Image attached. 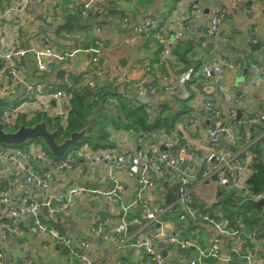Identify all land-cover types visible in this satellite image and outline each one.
Instances as JSON below:
<instances>
[{
    "label": "built area",
    "instance_id": "1",
    "mask_svg": "<svg viewBox=\"0 0 264 264\" xmlns=\"http://www.w3.org/2000/svg\"><path fill=\"white\" fill-rule=\"evenodd\" d=\"M207 1L208 22L201 32H197L194 28V21L205 13V8L202 4L194 2L185 10L183 22L176 29H173V21H169L167 16L159 23L150 17L144 18L136 25L124 20L128 36L125 39L116 37L115 42L108 47L110 52H117L116 49L119 47L129 46L139 38L147 39L150 36L155 37L162 47L157 62L144 64L141 67L142 71L138 72L139 76H133L128 81V87L118 89L122 99L133 100L143 107L151 123H154L161 113L163 102L159 97L173 98L178 93L170 74H163L162 68L165 66V69H169V61H173V46L179 42H186L191 37L196 42V46L191 51L193 54L210 51L211 56L208 62L187 73L191 78L201 82L212 81L214 91L219 89L225 70L236 71L244 66L252 79L264 78V62L260 64L235 62L229 57L234 52L231 51L228 54L220 50L221 44L227 43L222 37L221 26L245 0ZM41 2L42 0H11L9 8L0 10V100L3 101L0 103V122L9 130L14 128L21 119L30 121L39 113H44L52 119L60 118V125L66 128L71 111V94L68 90L72 88V85L65 76L60 82L64 86L63 90L54 92L45 90L38 76L47 73L50 68L61 67L67 62L75 61L80 55H86L90 65L89 73L85 76L87 86L94 89L97 82L107 78L106 66L103 63L106 51V30L103 27H94L92 30L94 41L89 47L59 52L42 35L29 36L28 45L23 47L26 39L21 31L22 15ZM260 4L264 6V0H260ZM78 10L82 16H86L89 12L100 14L103 10L102 0H82L81 5L75 8V12ZM62 14L61 8L53 4L47 19L54 25H58ZM2 29L7 32L6 36L2 35ZM213 93L203 97L199 104L201 113L214 123L219 122L218 125L207 128L205 135L212 147H217L223 138L227 139L228 145L220 157L211 154L207 158L206 171L201 175L197 173L181 177L177 189L179 201L166 207H153L147 196V192L154 187L153 175L166 172L171 180H175L179 166L193 159L192 141L173 151L179 141L175 133L161 135L164 151L159 150L154 143H148L136 155L114 149L93 152L90 146L84 143L79 148L63 154L58 161H52L48 152L35 142L29 143L23 150L16 148L18 146L0 144V166L5 167L3 176H0V184L4 182L8 185V190L0 188V208H2L0 211V264H6L2 248L6 246L13 233L10 221L19 222L26 217H30L28 232L31 235L48 234L59 245L68 248V256L71 258L78 257L83 264H98L89 258L92 248L89 243L72 239L68 234L59 235L40 219L41 211L45 210L50 214L65 211L71 206L74 198L85 193L96 194L105 202L115 206L119 211V222L123 229L130 225L136 227L135 237L138 236V238L132 246L143 249L146 255V258L141 259L138 264H164L162 254L156 249L160 243L184 252L196 248L191 240L183 239L182 226L173 232L166 230L163 218L171 213L177 204L186 208L185 212L179 214V222H186L189 219L206 223L214 226L219 234L248 241L250 250L244 257L246 263H258L261 259L260 245L263 239L258 238L255 231L245 233L237 229L230 232L225 229L223 221L215 222L207 214L191 206L193 189L188 188L189 182L197 186L201 181H208L217 175V184L220 187L228 189L241 187V182L250 172L249 161L237 162L238 155L245 150L234 154L229 147L235 146L239 140L240 127L244 125L261 127V122L264 121V106L259 112L246 111L242 115L237 112V108H229L224 112L217 107ZM242 104L243 96L235 97V107ZM226 119L230 121L227 122ZM190 124L191 128L196 127L194 121H190ZM262 132L261 137L264 135V131ZM81 161L89 164L104 163L107 168L106 180L112 185L110 190L89 191L84 188H70L62 193L48 194L50 179L73 171L77 163ZM213 163L215 165H212ZM119 173L137 184V190L130 201L122 198L123 189L118 179ZM11 192L20 193V198L14 201L11 198ZM260 199H264V194L251 197L253 201ZM137 207L143 209L142 218L133 215ZM95 224L97 227L93 228V233L97 235L102 232L107 222L96 219ZM141 235L143 237L139 238ZM113 242L119 248L127 243L115 238ZM20 252L19 264H31L28 249L21 247ZM210 260L215 261L213 264L229 263V258L222 256L219 237L213 238L209 247L197 248V255L189 258L187 264H211Z\"/></svg>",
    "mask_w": 264,
    "mask_h": 264
},
{
    "label": "crops",
    "instance_id": "2",
    "mask_svg": "<svg viewBox=\"0 0 264 264\" xmlns=\"http://www.w3.org/2000/svg\"><path fill=\"white\" fill-rule=\"evenodd\" d=\"M10 1L0 0V10L3 11L9 8L11 5ZM63 1L65 0H42L39 5L31 7L23 13V26L21 31L26 39L23 47L28 45L29 36L32 35H42L44 38H47L50 44L59 52L91 46L92 43L85 39L89 38L94 41L92 31L88 35H64V39L57 38L55 35V31L63 22L64 10L61 7ZM194 2L202 4L205 8V13L194 21V28L197 32H201L208 22L207 0H102V11L107 9L106 12H108L110 7L113 9L118 7L119 10L126 13L124 19L132 25L139 24L147 17L159 23L167 16L169 21H173V29H176L183 22L185 10ZM81 3L82 0H70V11L75 12V8L80 6ZM53 4L60 7L63 12L58 25H54L47 19ZM103 22L105 23L103 28L106 30V51L103 60L107 74L105 80L110 81L111 79H116L118 76H122V79L128 82L133 76H139L138 72L142 71L141 67L144 64L152 63L154 55L156 54V43L149 39L139 38L132 47L129 46L123 49L126 46H122L116 49L118 52H110L108 47L115 42L116 37L125 39L128 34L120 30L123 24H120L116 18L104 17ZM6 34L5 29H2V35L6 36ZM221 34L227 43L225 45L221 44L220 50L228 54L231 51L234 52L229 55L231 60H242L239 62L247 64V62H250V57H252L258 61H264V6L260 4V0H245L222 24ZM75 39H79L82 42L85 40V44L82 43V45L76 46L72 42ZM248 43L258 44L260 51L251 52ZM210 56V51L195 55L194 60L199 63L196 66L200 67L204 62H208ZM170 62L172 63V61ZM60 68L66 70L67 73L83 75L85 78L90 69L89 58L86 55H80L75 61L67 62L61 65ZM109 72H111V76ZM113 72L117 76L113 75ZM163 74H170L178 91L174 96L175 100L174 97L160 96L159 99L162 100L163 105L168 104L177 112L180 109L181 102H185L186 108L189 109L187 114H183L179 118L180 121L176 123L172 133H175L178 137L180 136L179 139L184 141L185 145L190 141L193 142V146L191 147L193 159L188 162L190 167H186L183 171L178 169L175 180H171L166 172L153 175L154 187L147 192V196L155 208L162 207L161 205L165 200L164 196L168 190L175 189L176 193H178L177 189L181 177L183 178L197 173L201 175L206 171L207 158L211 154L220 157L228 145L227 139L223 138L217 147H212L205 135L207 128L214 127L219 123H214L199 111V104L202 98L214 91L212 81L201 82L191 78L187 72L177 73L171 69H165V73L163 72ZM116 82L120 83V79ZM214 92L215 103L221 111L225 112L229 108H237V112L241 113V115L246 111H250L251 113L259 112L264 105V78L260 80L252 79L244 66L236 71L230 72L225 70L219 83V89H216ZM239 95L243 96V104L235 107L234 99ZM190 121L195 122V128H191ZM226 121L229 122L230 120L226 119ZM243 130L247 139H254L252 142L248 141L249 145L256 142L262 135L260 133L262 131L253 125H244ZM111 131L112 136L110 140L114 145L113 149L118 152L136 155L148 143H154L159 150L164 151L161 138L162 133L139 137L131 133ZM249 160L250 158H247L245 161ZM212 165L215 164L213 163ZM4 171L5 167L0 166V176H3ZM106 172L107 168L104 163L89 164L85 161L78 162L73 171L57 177L53 176L50 179L48 194L62 193L70 188H84L89 191H108L112 185L106 180ZM118 179L123 189V200L130 201L137 190L136 182L129 180L120 173L118 174ZM217 180L218 176L217 179L212 177L208 181H201L197 186L193 182H189L188 188L193 189V200L201 203L205 207H211L216 204L217 192L221 188L217 184ZM10 195L14 201L20 198V193L17 192H11ZM178 201L179 198L177 197L176 202ZM185 209V206H182L181 213L185 212ZM1 210L2 208H0ZM134 212L133 215L137 218H142L144 213L141 207L135 208ZM41 215L45 216V220L52 222L53 228L51 230L59 235L68 234L72 239H80L89 243L92 247L89 258L95 263L138 264L141 259L146 258L143 249L133 248L132 246L138 238V236L135 237L136 227L130 225L123 229L119 222L120 215L118 209L105 202L96 194L85 193L80 197L74 198L71 206L67 210L54 214L41 212ZM172 215H165L163 219L166 230L169 232H173L181 226L187 227L188 221L190 223H196L199 230L192 231L189 235L183 231V239L191 240L196 246V248H191L187 253L176 250L175 248L166 247L162 243L158 244L156 249L162 254L164 264H187L189 258L197 255V248L205 249L209 247L215 237L221 239L222 256L229 258V263L227 264H247L244 257L248 255L250 250V243L248 241L239 240L237 237L231 235L219 234V231L214 226L202 222H194L187 219L186 222L175 224L171 218ZM96 219L107 222L102 232L97 235L93 233V228L97 227V224H95ZM9 224L13 233L6 246L2 248L6 264H19L18 259L21 253V247L28 249L32 260L31 264H83L78 257L71 258L68 256V248L59 245L50 235H31L28 232L30 217H26L19 222L10 221ZM224 225L226 230L230 232L234 231V229H229L225 222ZM58 230H61V232ZM142 237L141 235L139 238ZM113 238L126 241L127 243L120 248L116 247ZM260 255L261 259L256 264H264V239L262 245H260Z\"/></svg>",
    "mask_w": 264,
    "mask_h": 264
},
{
    "label": "trees",
    "instance_id": "3",
    "mask_svg": "<svg viewBox=\"0 0 264 264\" xmlns=\"http://www.w3.org/2000/svg\"><path fill=\"white\" fill-rule=\"evenodd\" d=\"M69 5L70 0L63 1L61 7L64 10V16L62 24L55 31L57 38L64 39V35H88L93 27L105 26L103 22L104 17L118 19L120 24H123L120 30L124 33L127 32L125 24L123 23V21L126 20L124 19L126 13L119 10L118 7H116V9L110 7L108 12H106L107 9H105L100 14L89 12L86 16H82L80 10L71 12ZM148 39L156 43V54L151 63L153 64L158 61L162 47L157 43L155 37L150 36L147 40ZM85 40H89L88 42L93 43V40L89 38ZM85 40H83V42L79 39L70 41L78 46L82 45V43L85 44ZM195 46L196 42L193 37L189 38L186 42H179L174 45L172 48L173 61L172 63L169 61V69L177 73H184L196 68L199 63L194 60L195 54L191 52ZM250 58V62L247 63L260 64L264 62L258 61L252 57ZM163 72L165 73V66L162 68V73ZM65 76L72 85V88L68 90L71 94V111L68 115L66 128L60 125V118L56 117L52 119L44 113H39L30 121L21 119L17 122V125L10 130L5 127L6 131L13 132L20 125L33 126L39 122H44L48 131H55L57 133L55 141L57 144H60L72 133L86 130L84 138L79 141L76 146L69 148L67 152L79 148V146L84 143H87L93 151L97 152L112 150L114 148L110 140L112 136L111 130L131 133L139 137H147L154 133L168 134L174 131L176 123L180 121L179 118H181L183 114L189 112V109L186 108L184 104L185 102H181L180 109L177 112H175L171 106L165 104L161 108L160 115L155 119L154 123H151L148 116L144 113L142 106L136 104L133 100L122 99L118 94L119 87L126 88L128 85V82L124 81L122 76L116 77L117 80L120 79V83L116 82V79H111L110 81L101 80L97 82L94 89H90L87 86L83 75L67 73L66 70L60 67L50 68L47 73L38 76V79L41 83H44L45 90L54 92L64 89L63 84L60 82ZM51 79L52 81H50ZM121 84L122 86H120ZM261 128L262 131H264V121L261 122ZM179 138L180 136L178 140H180ZM253 140L254 139H247L242 126L239 129V141H237L235 146L229 147L234 154L240 149H245L244 152L238 155L237 162L245 161L247 158H250V172L246 180L242 181L241 187L235 189L221 187L217 192V202L211 207H205L195 200H193L191 206L202 213L208 214L215 222H225L229 229H240L245 233L255 231L258 238L264 239V219L259 217L261 210L248 203V200H251L252 196L264 194V135L249 146L248 141L252 142ZM29 143L13 147L23 150ZM37 144H40L48 152L42 142L39 141ZM184 145V141H178L173 151ZM48 154L52 161L59 160V158H54L49 152ZM33 167H35V165H33ZM214 179H217V176H214ZM7 186V183L4 182L0 184L1 189H8ZM164 197L165 200L161 205L162 207L175 203L177 201L176 190H168ZM181 212L182 206L177 204L175 209L170 213L173 214L171 218L174 220L175 224L179 223L178 217ZM168 215L166 214V216ZM44 217V215H41L40 219L46 223L49 229H52V222L50 220H45ZM196 230H199L196 223H190L189 221L187 227H183V231L188 235L190 232ZM58 231L61 232V230ZM188 251L185 252L187 253ZM210 263H215V261L210 260Z\"/></svg>",
    "mask_w": 264,
    "mask_h": 264
},
{
    "label": "water",
    "instance_id": "4",
    "mask_svg": "<svg viewBox=\"0 0 264 264\" xmlns=\"http://www.w3.org/2000/svg\"><path fill=\"white\" fill-rule=\"evenodd\" d=\"M248 47L251 52H259L260 46L255 43H248ZM3 102L0 100V103ZM258 130L262 128L258 125H254ZM86 130L72 133L62 143L57 144L55 139L57 133L55 131H48L44 122H39L33 126L20 125L15 131L7 132L5 126L0 122V144L5 146H20L29 142H42L47 148L48 152L54 158H60L69 148L76 146L85 136ZM186 167H190L188 162H183L179 166V170L183 171ZM247 178V177H246ZM245 178V180H246ZM179 198V193H177ZM248 203L259 208L261 210L260 218L264 219V199L258 201L248 200ZM41 212H46L45 210Z\"/></svg>",
    "mask_w": 264,
    "mask_h": 264
},
{
    "label": "rangeland",
    "instance_id": "5",
    "mask_svg": "<svg viewBox=\"0 0 264 264\" xmlns=\"http://www.w3.org/2000/svg\"><path fill=\"white\" fill-rule=\"evenodd\" d=\"M135 45V43H133V44H131V45H129V46H134ZM129 46H126V47H123V49H126V48H128ZM118 52V51H117ZM110 73V76H111V72H109ZM113 75H116L114 72H113ZM117 76V75H116ZM65 154V153H64Z\"/></svg>",
    "mask_w": 264,
    "mask_h": 264
}]
</instances>
